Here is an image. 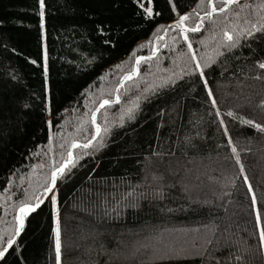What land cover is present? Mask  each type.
Instances as JSON below:
<instances>
[{"label": "trees", "instance_id": "trees-1", "mask_svg": "<svg viewBox=\"0 0 264 264\" xmlns=\"http://www.w3.org/2000/svg\"><path fill=\"white\" fill-rule=\"evenodd\" d=\"M179 3L183 12L195 9L202 14L206 0H179ZM261 4L264 0H239L225 14H217L215 27L205 21L201 32L190 34L196 55L216 61L208 79L221 112L229 109L234 112V117L223 118L237 148L240 159L237 164L227 147V138L218 124L213 123L215 117L208 115L211 109L205 103V93L200 89L193 92L179 80L175 86L161 87L165 78L173 73L178 78L181 69L188 66L187 55L177 57L178 50L187 53V46L182 41L172 42L174 32L159 42L151 27L132 23L127 37L115 51L101 52L93 48L87 31L84 12L89 0H45L43 36L37 0H0V36L3 37L0 84H12L17 96L27 97L32 92L42 96L46 53L52 109L51 115H44L39 111L40 102L36 101L27 135L0 147V230L14 227L15 209L25 190L37 195L42 192L47 183L45 177L50 178V166L67 158L71 143L86 142L95 133L91 111L99 100L112 99L118 93V103L97 113L101 127L97 140L89 149H72L74 161L70 175L57 181L62 264H201L199 258L186 255L185 251L159 257L140 250L139 245L164 233H173L170 241L174 243L178 233L182 235L178 244L184 250L192 241L203 243L206 233L201 225L210 221L225 230L233 246L231 251L240 250L243 264H264V251L258 248L250 196L243 180L246 175L258 204L264 205V133L242 122L251 119L264 123V108L260 107L264 84L249 78L251 59H245L249 54L247 46L234 49L235 55H217L223 51L218 48L222 31L247 27L243 23L245 19L260 21L264 17ZM159 6L164 7V0H160ZM158 22L168 23L167 19ZM150 39L158 46L163 44L158 58L142 62L139 73L118 87L121 76L131 70L134 56L149 54ZM140 44L145 45L143 49ZM33 59L37 60L36 65L30 63ZM12 73L19 77L14 84L7 80ZM161 107L166 109L162 121L157 115ZM47 119L52 120L51 128L43 123ZM161 122L164 126L157 128ZM186 139L196 144L197 150L182 153L180 146ZM170 150L175 153L173 159L178 158L182 165L178 174L190 186V195L177 185L176 189L168 190L163 201L141 199L138 208H124L122 197L126 193L150 191L152 177L164 171L156 164L148 168L151 152ZM13 169L16 175L11 176L9 183ZM168 183H172L171 176ZM204 200L210 203L204 204ZM104 201L120 212L119 217L100 219ZM51 228V203L47 198L26 218L20 238L25 264H55ZM93 228L101 233L95 242ZM100 244L107 247L113 259L99 254ZM136 249L141 252L133 256ZM213 256L224 262L228 260V250H218ZM204 264H216V261L207 259Z\"/></svg>", "mask_w": 264, "mask_h": 264}, {"label": "snow or ice", "instance_id": "snow-or-ice-1", "mask_svg": "<svg viewBox=\"0 0 264 264\" xmlns=\"http://www.w3.org/2000/svg\"><path fill=\"white\" fill-rule=\"evenodd\" d=\"M39 7V26L41 36H43L45 28V0H37ZM239 0H206L203 5V13L197 12L193 9L190 12L181 11L179 0H164V7H160V0H89L88 9L84 12L87 17L86 26L87 31L91 36L93 48L103 51H115L122 41L127 37L132 23L137 25L144 24L152 28L153 36L156 41L162 42L164 36L161 33H175L171 37L174 44L181 41L187 46V53L177 51V57H188V66L181 69V75L177 78L176 74L167 77L163 80L161 87L175 86L177 81L184 82V87L195 92L197 89L205 93V103L209 104V116H214L213 123L218 124L219 129L222 131L223 137L227 138V147L231 149L236 163L240 164V159L237 154V148L234 146L229 129L223 116L234 117V112L229 109L226 113H222L218 102L214 96V92L210 87L208 76L212 71V65L216 63L215 60H210L204 57H198L193 48L190 34L201 32L205 27V21L211 23L215 27V17L217 14H225L230 6L236 5ZM130 6L129 7H126ZM199 7V5H198ZM264 8V4L260 5ZM98 9V10H97ZM130 11V14H129ZM238 16L239 13H233ZM228 20L227 15L224 16ZM160 19H167L168 23H159ZM247 27L234 28L231 32L222 31L221 38L218 42V48L223 49L217 53L218 56H223L226 53L235 55L234 49H240L244 46L249 48L248 57L251 59L249 65V78L264 84V17L258 22H253L245 19L243 21ZM215 38V32L212 33ZM3 37L0 36V40ZM150 51L148 55H135L134 63L131 70L123 74L120 78L119 85H123L126 80H132L135 75L140 71L139 65L142 62H151L154 57H157L159 46L153 40L147 41ZM255 44L256 47H253ZM6 47V45H4ZM144 44H140L141 49ZM15 52V49H12ZM259 57V58H254ZM133 59L130 56V60ZM33 65L37 64V60H30ZM122 65H116L120 68ZM42 75L44 77V91L43 95L39 96L32 92L27 97L17 96L15 94L12 84L5 82L0 84V147H6L13 140L22 139L27 135L28 121L31 113L36 109V101L40 102L39 111L44 115H51V100L48 90V75L49 68L47 65V54L44 55V64L42 66ZM187 78V79H185ZM7 80L13 84L18 82L19 77L15 74H9ZM119 95L113 101L110 98H101L98 106L91 111V125L95 129V133L91 135L90 139L86 142L78 143L73 141L67 151V158L62 162L55 163L50 166V178L45 177L47 183L43 185L42 192L37 195L35 192L29 194L25 190L24 198L21 199L15 209L14 227L11 229L0 230V264H25L23 256L24 245L20 243L22 233L25 231L26 218L32 213L36 212L44 202L42 197H47L51 203V217H52V248L55 254V264H62V229L61 220L58 208L57 197V181L58 178L70 175V166L73 165L74 155L72 149L82 148L89 149L93 142L97 140V136L101 132V127L97 123V113L104 109L106 106L119 102ZM260 107L264 108V100L260 101ZM214 110V111H212ZM171 110H169L170 113ZM166 114V109L161 107L157 115L162 118ZM129 114V119H132ZM242 122L251 126L260 133H264V123H256L251 119H243ZM43 123L51 128L52 120H44ZM123 123V121H121ZM163 122L157 125V128H162ZM104 131H107L105 128ZM51 139V137H50ZM197 145L192 143L190 139H186L181 143L180 150L186 154L187 150H197ZM220 147V145H217ZM85 155L87 153L85 152ZM175 153L168 151L167 153L151 152L148 160V168L153 164L162 168L164 171L160 175L152 177L153 187L150 191L141 192L134 195L133 192H128L124 200V208L136 209L139 207L141 199L163 201L168 194V190L176 189L177 185L185 193H191V188L187 185L183 178L179 176L182 165L179 164V159H173ZM41 168L44 165H40ZM240 173L244 174L243 165L240 166ZM16 175V170L11 171L8 177L9 183L12 182L11 176ZM172 177V183H168V177ZM23 180V177H20ZM244 184L247 187V193L250 196V208L254 218V230L257 234L258 248L264 251V205L258 204L257 197L254 193L252 185L248 181V177L243 175ZM119 203V202H118ZM204 204H209L210 201L204 200ZM169 212L172 209H167ZM120 212L116 209L110 208L109 204L102 202V211L100 219L110 217H119ZM201 228L206 233L203 243H193L187 249H184L186 255L199 258L201 264H204L207 259H215L216 264H229V261H234V264H243L242 253L239 249L233 253L231 251L232 245L230 237L224 234L225 230H220L218 225L213 222L202 224ZM195 232H200V229H194ZM220 235H217V232ZM101 233L95 228L92 229V239L95 242ZM152 246L151 241L142 243L141 247L148 249ZM99 254L107 255L109 260L113 259V254L110 253L104 244L99 245ZM218 250H228V260L221 262L219 258L214 257L213 253ZM139 251V249H136ZM246 251V250H245ZM135 253H133L134 255Z\"/></svg>", "mask_w": 264, "mask_h": 264}, {"label": "rangeland", "instance_id": "rangeland-1", "mask_svg": "<svg viewBox=\"0 0 264 264\" xmlns=\"http://www.w3.org/2000/svg\"><path fill=\"white\" fill-rule=\"evenodd\" d=\"M161 35L164 36V38L167 36L166 34L162 33ZM136 76V75H135ZM125 83V82H124ZM119 95L118 93H116L114 95V98H112L113 101L116 100V96ZM120 97V95H119ZM120 101V99H119ZM115 103V102H114ZM223 186H225V183L222 184ZM173 233H164L163 235H160V236H155L153 238H149L146 240V242H149L151 241V244L152 246L148 249H145V248H142L141 247V244L139 245L140 246V250H148V251H151L152 254L154 255H158L159 257L160 256H163V257H167V256H170V255H177L181 252H183V248L184 247H181L178 243V241H180V239L182 238V235L178 234L176 235L175 238H173V240L175 241L174 243L171 240V238L173 237L172 236ZM145 242V243H146ZM193 242V241H192ZM191 242V245L193 244ZM189 247V246H188ZM187 246L185 247L186 249L188 248ZM139 250V252H141ZM182 250V251H181ZM138 251L135 250L134 253H136ZM133 255V254H132ZM134 256V255H133Z\"/></svg>", "mask_w": 264, "mask_h": 264}, {"label": "water", "instance_id": "water-1", "mask_svg": "<svg viewBox=\"0 0 264 264\" xmlns=\"http://www.w3.org/2000/svg\"><path fill=\"white\" fill-rule=\"evenodd\" d=\"M126 81H127V80H126ZM126 81H125V82H126ZM46 200H47V197H44V199H43L44 202H43L42 204H44V203L46 202ZM42 204H41V205H42Z\"/></svg>", "mask_w": 264, "mask_h": 264}]
</instances>
